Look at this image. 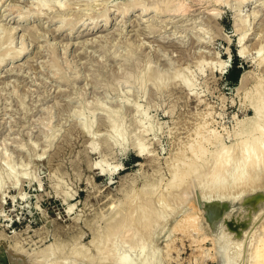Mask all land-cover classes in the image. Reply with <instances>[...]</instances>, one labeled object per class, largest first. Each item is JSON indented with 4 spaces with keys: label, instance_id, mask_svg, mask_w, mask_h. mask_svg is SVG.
Segmentation results:
<instances>
[{
    "label": "rangeland",
    "instance_id": "rangeland-1",
    "mask_svg": "<svg viewBox=\"0 0 264 264\" xmlns=\"http://www.w3.org/2000/svg\"><path fill=\"white\" fill-rule=\"evenodd\" d=\"M44 1L0 0V60L8 58L0 65V264H15L16 257L17 264L35 258L43 264H117L124 255L133 264H249L243 253L251 245V219L244 204L254 189L221 195L234 215L219 236L207 230L203 208L197 226L186 230L177 222L191 213L189 197L181 196L194 184L191 172L212 162L218 142L242 148L248 120L264 104V0H185L186 11L160 15L143 13L158 0H141L125 19L116 7L131 0H53L65 5L62 10L41 6ZM19 51L21 58L11 59ZM234 56L242 71L236 84L226 79ZM219 62H228L225 69ZM147 71L158 75L148 79ZM180 75L190 78L193 90ZM114 121L129 134L124 140L111 130ZM137 139L149 150L143 156ZM193 189L200 200L199 188ZM123 215L133 221L124 230L133 235L131 244L124 231H109ZM243 222L248 227H230ZM24 253L34 256L32 262Z\"/></svg>",
    "mask_w": 264,
    "mask_h": 264
},
{
    "label": "bare ground",
    "instance_id": "bare-ground-1",
    "mask_svg": "<svg viewBox=\"0 0 264 264\" xmlns=\"http://www.w3.org/2000/svg\"><path fill=\"white\" fill-rule=\"evenodd\" d=\"M51 1H53V0H46V1H44V4H40L41 6H48L49 7V9H53V8H58V9H60V10H62L64 7H65V5H63L61 2L59 3H57V2H51ZM140 1L141 0H131V1H128V3L125 5L124 4V6L125 7H123L122 5H121V7H116V8H118V9H116L117 11H119V12H121V14L123 15V17H124V19L130 14V12L132 11V10H134V9H136V8H138L141 4H140ZM145 1V0H144ZM240 3H245V1H247V0H238ZM142 2V1H141ZM217 2H220V3H227L228 1L227 0H217ZM118 3H119V1H118ZM189 3V2H188ZM146 4V3H145ZM187 3H185V0H158V1H156L151 7H144L143 8V13H148L149 11H151L150 13H153V12H156V13H159V15L160 14H163V13H167V12H179V11H186L187 10V5H186ZM264 4V3H263ZM40 5H38L39 7H40ZM115 5V4H114ZM144 5V4H143ZM66 6H67V4H66ZM69 6V5H68ZM123 7V8H122ZM190 7V6H189ZM142 8V7H141ZM39 13V12H38ZM105 13H106V11H105ZM105 13H104V15H105ZM180 13V12H179ZM40 14V13H39ZM101 14V13H100ZM142 14V13H141ZM257 14V13H256ZM158 15V14H157ZM85 16H86V14H85ZM100 17H102L101 15H99ZM219 16V15H218ZM26 18V17H25ZM103 18V17H102ZM106 18H108V23H109V17H106ZM63 19H65V18H63ZM65 21H67V20H65ZM125 21V20H124ZM70 22V21H69ZM71 23V22H70ZM106 23H107V20H106ZM125 24H127L126 23V21H125ZM65 25V24H64ZM76 25H77V23H76ZM107 25V24H106ZM2 26V25H1ZM11 28V27H10ZM16 28H18V27H16ZM58 28V27H57ZM1 29H2V27H1ZM61 29H63V26H60L59 25V28L57 29V30H61ZM94 29V28H93ZM4 30V29H3ZM16 29L15 28H12V29H10L9 30V34H11L10 36H13V33H14V31H15ZM1 31V30H0ZM10 31H11V33H10ZM0 35H2V34H0ZM247 35L248 34H245L244 36L243 35H241V38L239 39L240 40V42H239V44L241 43V45H243L242 43H244V41H245V39H246V37H247ZM9 36V35H8ZM9 36V37H10ZM12 40V37H10L9 38V40ZM11 42V41H10ZM1 43V42H0ZM132 43V42H131ZM7 44H8V42H7ZM12 44V43H11ZM11 44H9V45H6V46H11ZM128 44V43H127ZM240 47V46H239ZM139 49V48H138ZM241 50L239 51L240 52V55L241 56H243L244 54L246 55V51H245V48H240ZM260 50V51H259ZM258 51H259V53H261L262 51H264V45L263 46H261V48L259 49ZM10 51V50H9ZM8 52V51H7ZM137 52V51H136ZM6 55V54H5ZM239 55V54H238ZM239 55V56H240ZM6 56H8V55H6ZM12 56H13V54H12ZM203 56H205V55H203ZM128 57V56H127ZM130 57H132V56H129V58ZM5 58V57H4ZM21 58V54H20V51H19V54L17 53V55H15V57H11V59H13L14 61L15 60H18V59H20ZM134 58V57H133ZM7 57L5 58V59H3L1 62H0V65L2 64H5V62L7 61ZM57 60V59H56ZM55 60V61H56ZM58 62V61H57ZM57 62H55V64L57 63ZM204 62H207V61H204ZM261 62H264V54L261 56ZM126 63V62H125ZM137 63V62H136ZM220 63V65H221V67H223V69H225V66H226V64L228 63V62H219ZM54 64V65H55ZM149 64V63H148ZM56 66H58V65H56ZM151 66V65H150ZM1 67V66H0ZM148 67V66H147ZM220 67V68H221ZM153 68V67H152ZM202 68V67H201ZM176 70H177V68H176ZM148 71H149V69H148ZM147 71V74H146V78L148 77V79H154V78H156V76L158 75V73L157 72H155V73H157V75L155 74H148L149 72ZM158 71V70H157ZM173 71V70H172ZM189 71H190V69H189ZM226 71V70H225ZM167 72H169V71H167ZM175 72V71H174ZM177 72V71H176ZM145 73H146V70H145ZM163 73H164V71H163ZM181 73H184V72H182L181 71ZM125 74V73H124ZM142 74H144V73H142ZM168 74V73H167ZM148 75V76H147ZM160 75H162L161 73H160ZM185 75V74H184ZM127 76H129L128 74H127ZM168 76V75H167ZM175 76V75H174ZM181 76V75H180ZM142 77H143V75H142ZM153 77V78H152ZM163 77H165L164 76V74H163ZM182 77V76H181ZM127 78V77H126ZM162 78V77H161ZM160 78V82H161V80L162 79H164V78H162L161 79ZM167 78V77H166ZM179 78V76L177 77V79ZM193 78V77H192ZM247 78H248V76H246V74L241 78V81H240V88H242L245 84H246V82H247ZM176 79V78H175ZM176 79V80H177ZM187 79H190L189 77H187ZM187 79H185L184 77H182V79H181V84L185 87V88H187L188 90L190 89V90H193V89H191L192 87H193V85H192V81H189V80H187ZM139 81L141 80L142 82L141 83H143V82H145L144 81V79H138ZM155 80H158V78L157 79H155ZM173 80V79H172ZM176 80H174L173 82H175ZM179 80V79H178ZM130 81V80H129ZM146 81H148V80H146ZM153 81V80H152ZM166 81V80H165ZM170 81V80H169ZM180 81V80H179ZM194 81V80H193ZM127 82V81H126ZM149 82V81H148ZM156 82V81H155ZM154 82V83H155ZM158 82V81H157ZM128 83V82H127ZM130 83V82H129ZM128 83V84H129ZM152 83V82H151ZM162 84H164V83H162ZM176 84H178V83H176ZM126 85V84H125ZM254 85V84H253ZM130 86V85H129ZM133 86V85H132ZM142 86H143V84H142ZM163 86V85H162ZM177 86V85H176ZM179 86V85H178ZM112 87V86H111ZM164 88H165V85L163 86ZM169 87V86H168ZM163 88V89H164ZM239 88V89H240ZM159 90V89H158ZM191 92V91H190ZM194 92V91H193ZM247 93V92H246ZM262 97H264V96H262ZM129 98V97H128ZM126 99V98H125ZM127 103V102H126ZM129 103V102H128ZM125 104V103H124ZM137 104V103H136ZM135 105V104H134ZM142 106V105H141ZM106 108V107H105ZM142 108V107H141ZM111 110H113V109H111ZM121 110V109H120ZM94 111V110H93ZM117 111V110H116ZM119 111V110H118ZM95 112V111H94ZM93 112V113H94ZM139 112V111H138ZM145 112V111H144ZM114 113V112H113ZM146 113V112H145ZM148 113V112H147ZM146 113V114H147ZM211 113V112H210ZM137 114V113H136ZM141 114V113H140ZM146 114H144V115H146ZM205 114V113H204ZM109 115V113L107 114V116ZM114 115L116 116L117 115V113H114ZM112 116V115H111ZM136 116H138V115H136ZM140 116V115H139ZM124 117V116H123ZM109 119L111 118V117H108ZM119 118V117H118ZM135 118V117H134ZM108 119V120H109ZM139 119V118H138ZM113 119H111V122H113L112 121ZM116 121V120H115ZM115 121H114V123H113V125H112V123H111V125H112V128L113 129H111V130H114V133H117V136H119L121 139H123L124 138V136L125 135H129V134H127V133H124V131L123 130H120V128L117 126V124L115 123ZM123 121V120H122ZM142 121H144V120H142ZM124 122V121H123ZM137 122H139V121H137ZM145 122V121H144ZM143 122V123H144ZM118 123V122H117ZM122 123V122H121ZM120 123V124H121ZM140 123H141V121H140ZM140 123H138L139 125H137L138 127L140 126ZM204 123V122H203ZM245 123V121H243V122H241V124H244ZM123 124V123H122ZM125 124V123H124ZM123 124V125H124ZM148 124V123H147ZM208 124V123H207ZM91 125V124H90ZM141 125H144V124H142L141 123ZM149 125V124H148ZM92 126V125H91ZM122 126V125H121ZM128 126V125H127ZM126 127V126H125ZM145 127V126H144ZM152 128V126H149V129H151ZM85 128H89V130H90V126L88 125V124H85ZM111 128V127H110ZM109 128V129H110ZM130 128H131V126H130ZM146 128V127H145ZM197 128V127H196ZM139 129V128H138ZM142 129H144V128H142ZM88 130V129H87ZM128 130H130V129H127V131ZM145 130V129H144ZM130 131H132V130H130ZM137 132H138V130H136ZM139 131H140V129H139ZM126 132V131H125ZM145 132V131H144ZM151 132V131H150ZM215 132V131H214ZM112 133H113V131H112ZM134 133V132H133ZM146 133H148V131L146 132ZM146 133H145V135H146ZM152 133V132H151ZM209 133V132H208ZM92 134V133H91ZM98 134V133H97ZM110 134V133H109ZM109 134H106V135H109ZM148 134H150V133H148ZM244 134L246 135V138L245 139H243V141H241V144H242V148H240L239 147V145L238 146H236V147H238V148H236V150L235 149H233L232 147H229V146H226L225 145V143H223V142H218V145H219V147H220V149H219V151L217 152V154H216V156L213 158V160H212V162L210 163V162H208V161H204V163H203V165L199 168V169H197V170H195V171H192L191 172V176L189 177L190 178V180H192V183H194L193 185L192 184H190L189 186H185L186 187V189H184L183 191H181L182 192V194H181V196H182V198H185V199H187L186 197H189L188 198V201H187V204H188V207H189V209L191 210V213L188 215L187 214V216H186V218L184 219V220H181L180 222H179V220H178V222H177V224H185L184 225V227H189V226H194V222L196 221V215L198 214V212H200L199 210H200V208L202 209L203 208V212L205 213V215L207 216V219H208V221L206 222V226H207V230L212 234V235H217L218 234V232H219V230L221 229V227H222V224L224 223V222H226L227 220V216L229 215H234V213H232V211L234 212V210L232 209L233 207H232V204L230 203V200L229 199H227V198H221V195H230V194H243V193H245V194H247L248 193V195H250L251 193H252V189H254V193L253 194H251L247 199H246V201H245V208L244 209H246L247 210V214H248V216H249V218L251 219L250 220V222H249V224L251 225V227H250V232H249V234L250 235H252L251 236V240H250V243H251V245H250V248H249V250H245L244 251V253H243V260L245 259V258H248V260H249V264H264V104L262 105V106H258V107H256V116L255 117H253V118H251V119H249L248 120V125H247V129H244ZM115 135V134H114ZM132 135V134H131ZM139 135H140V133H139ZM197 135V134H196ZM244 135V136H245ZM109 136H112L111 134L109 135ZM141 136V135H140ZM146 136H148V135H146ZM142 137H144V136H142ZM107 138V137H106ZM120 138H118L119 140H121ZM128 138H130V137H128ZM136 138H138V137H136ZM145 138V137H144ZM209 138H210V136H209ZM104 139V138H103ZM113 140L115 139V138H112ZM135 139V138H134ZM142 139V138H141ZM111 141V142H114V141ZM116 141H117V138L115 139ZM124 140V139H123ZM143 140H146V138L145 139H143ZM213 140V139H212ZM106 141V140H105ZM109 141V140H108ZM121 142H123L122 140H121ZM126 142H127V140H126ZM139 141H138V139H137V144H138V155L139 156H143L144 154H145V151H147V149H146V147L142 144L143 143V141L140 143H138ZM106 143V142H105ZM108 143V142H107ZM118 144H120L119 143V141L117 142ZM116 142H115V144H117ZM197 143V142H196ZM236 143H238V142H236ZM111 144V143H110ZM113 144V143H112ZM117 144V145H118ZM131 144V143H130ZM210 144V143H209ZM121 146V144L119 145V147ZM123 147H124V144L122 145ZM207 146V145H206ZM209 146V145H208ZM148 147V146H147ZM213 147V146H212ZM108 148H109V146H108ZM112 148V147H111ZM113 148H114V146H113ZM148 148H150V147H148ZM192 148V147H191ZM93 149V148H92ZM95 149V148H94ZM123 149H125V151H126V148H123ZM128 149V148H127ZM213 149V148H212ZM96 150H98V149H96ZM95 150V151H96ZM122 150V149H121ZM133 150V149H132ZM130 151H131V149H130ZM149 151V150H148ZM147 151V152H148ZM97 152V151H96ZM151 152V151H150ZM149 152V153H150ZM186 152V151H185ZM112 154V153H111ZM151 155H152V153H151ZM203 155V154H202ZM148 156V155H147ZM150 156V155H149ZM209 157V156H208ZM147 159V158H146ZM149 159V158H148ZM148 161V160H147ZM104 162H106V161H104ZM101 163H103V161L102 162H100V163H97V165L99 166ZM182 163V162H181ZM105 165V164H104ZM121 165V164H120ZM172 168H173V165L171 166ZM121 168V167H120ZM176 168V170H177V167H175ZM185 171V170H184ZM1 172V171H0ZM3 172V171H2ZM182 173H184V172H182ZM130 174V173H129ZM9 175H11V174H9ZM14 176H16L15 174H13ZM26 175V174H25ZM28 175V174H27ZM188 175V174H187ZM187 175H185V176H187ZM190 175V174H189ZM127 176V175H126ZM131 177V176H130ZM174 177V176H173ZM16 178V177H15ZM14 178V179H15ZM125 178V177H124ZM2 179V178H1ZM10 179V178H9ZM17 179V178H16ZM176 179V178H175ZM61 180V179H60ZM172 180V179H171ZM187 180V179H186ZM189 180V179H188ZM16 181V180H15ZM121 181H122V179H121ZM128 181V180H127ZM175 180L173 179V182H174ZM129 182V181H128ZM160 182H162V181H160ZM172 182V181H171ZM183 182V181H182ZM190 182V181H189ZM123 183V182H122ZM126 183V182H125ZM134 183V182H133ZM185 183V182H184ZM187 184V183H186ZM185 184V185H186ZM189 184V183H188ZM0 185H1V183H0ZM16 186V185H15ZM180 186V185H179ZM194 186L195 187H197V188H199V191L202 193V198L199 200L198 198H197V196H196V193L194 192ZM1 188V187H0ZM196 190V189H195ZM180 192V193H181ZM197 192V191H196ZM68 194V193H67ZM178 194V193H177ZM170 195H171V193H170ZM178 195H180V194H178ZM178 195H176L175 194V196H178ZM138 196V194L136 195V197ZM165 196V195H164ZM172 197H173V195H171ZM245 196V195H244ZM146 197V196H145ZM235 197V196H234ZM65 198V197H64ZM138 198V197H137ZM168 198V197H167ZM175 198V199H174ZM176 198L177 197H173V199L176 201ZM179 198V197H178ZM177 198V199H178ZM136 199V198H135ZM146 199V198H145ZM159 199H160V197H159ZM161 199H163V197L161 198ZM160 199V200H161ZM166 199V198H165ZM165 199H163L164 200V202L165 203H167L166 201H165ZM169 199V198H168ZM167 199V200H168ZM170 199H171V197H170ZM138 200H139V198H138ZM138 200H137V202H138ZM159 200V201H160ZM174 200L172 201V199H171V202H174ZM179 200H181V197H180V199ZM179 200H177V201H179ZM182 201H185L184 199H182L181 201H180V203L182 202ZM233 201V200H232ZM139 202H140V200H139ZM147 202V201H146ZM163 201L161 202V203H163V204H165ZM159 204V205H163V204ZM177 203V202H176ZM146 204V203H145ZM151 204H153V200H152V203ZM171 204V203H170ZM175 204V203H174ZM182 204V203H181ZM147 205H149V204H147ZM137 206H140V205H137ZM143 206V205H142ZM154 206V205H153ZM164 206V205H163ZM162 206V207H163ZM167 206V205H166ZM184 206H185V204H184ZM202 206V207H201ZM73 207V206H72ZM141 207V206H140ZM146 207V206H145ZM159 207H161V206H159ZM171 207H172V205H171ZM71 208V207H70ZM156 208V207H155ZM166 208V207H165ZM153 209V208H152ZM157 209V208H156ZM156 209H154L153 211L155 212V210ZM163 209V208H162ZM139 210V209H138ZM143 210V209H142ZM171 210V209H170ZM174 210V209H173ZM237 210V209H236ZM135 211V210H134ZM133 211V212H134ZM156 211H158V210H156ZM160 211V210H159ZM133 212H131V213H133ZM162 212V211H161ZM161 212H159L160 214H161ZM170 213H171V211H169ZM189 212V211H188ZM202 212V213H203ZM173 213V212H172ZM120 214V213H119ZM133 214H135V213H133ZM159 214V215H160ZM166 214V215H165ZM165 214L164 215H162L163 216V220H164V218H166V217H164V216H167L168 214H167V212L165 211ZM132 215V214H131ZM130 215V216H131ZM156 215V214H155ZM158 215V214H157ZM204 215V216H205ZM127 216V215H126ZM124 217V215L122 216V217H124L125 219H122L121 217H116L115 219H114V221H112V224H111V226H110V224H109V226H110V229H109V231H111L112 232V235L113 236H115V235H120L119 233L121 232V231H124L125 230V228L127 229V226H128V222L130 221H126L127 219L126 218H128V217ZM135 216V215H134ZM144 216H146V214L144 215ZM152 216L153 215H151L150 216V218L152 219ZM162 216H160V217H162ZM176 216V215H175ZM175 216H173V217H175ZM133 217V216H132ZM147 217H148V215H147ZM156 217V216H155ZM159 217V216H158ZM158 217H157V219H158ZM159 217V218H160ZM199 217H201V215L199 216ZM145 218V217H144ZM143 218V219H144ZM168 218V217H167ZM176 218V217H175ZM205 218V217H204ZM128 219H130V217L128 218ZM133 219V218H132ZM137 219V218H136ZM148 219L149 218H145V220L146 221H148ZM155 220H156V218H154ZM206 218H205V220H207ZM229 219V218H228ZM134 220V219H133ZM138 220V219H137ZM142 220V219H141ZM160 219H158V221H159ZM166 220V219H165ZM173 220V219H172ZM261 220V221H260ZM152 221H154V220H152ZM170 221V220H169ZM168 221V222H169ZM200 221H201V219H200ZM260 221V222H259ZM130 222H133V221H130ZM129 222V223H130ZM138 222V221H137ZM140 222V221H139ZM155 222H157V221H155ZM154 222V223H155ZM167 222V223H168ZM171 222V221H170ZM259 222V223H258ZM127 223V224H126ZM158 223V222H157ZM176 223V222H175ZM235 223V222H234ZM234 223H232L233 225H234ZM258 223V224H257ZM131 224V223H130ZM129 224V225H130ZM141 224H142V222H141ZM150 224H152V223H150ZM230 224V223H229ZM232 224H230V227L232 228V229H244V228H246V227H248V225L249 224H247L246 222H243V224L241 225V228H237L238 226H232ZM257 224V226H256V230H253L254 229V227H255V225ZM132 225V224H131ZM134 225V224H133ZM224 225V224H223ZM240 225V224H239ZM180 226V225H179ZM195 226H197L196 224H195ZM129 227V226H128ZM178 227V226H177ZM188 227H187V229L186 230H188ZM236 227V228H235ZM132 228V227H131ZM130 228V229H131ZM196 228H198V227H196ZM200 228V227H199ZM251 228H253V229H251ZM174 229H175V225H174ZM182 230H184V228H181ZM203 228H201V230H202ZM227 229H228V227H227ZM138 230V229H137ZM148 230H150V229H148ZM173 230V229H172ZM176 230H179V228H177ZM201 230H199V231H201ZM226 230V229H225ZM108 230H106L105 232H107ZM174 231V230H173ZM180 231V230H179ZM110 232V233H111ZM127 234L125 233V231H124V233H125V235L123 234V236L122 237H124L127 241H128V243L130 242V244L133 242V240H134V238H133V235H132V237L131 238H129L128 236H126V235H129V233H130V230L128 229L127 231ZM133 232V231H132ZM135 232V231H134ZM133 232V233H134ZM204 232V231H203ZM224 232V231H223ZM138 233V232H137ZM142 233V232H141ZM186 233V232H185ZM98 234V233H97ZM136 234V233H135ZM170 234H172V233H170ZM220 234V233H219ZM101 235H103V233L101 234ZM104 236H106V234L104 235ZM135 236V235H134ZM138 236V235H137ZM140 236V235H139ZM139 236H138V238H139ZM168 236V235H167ZM206 236V235H205ZM217 236H219V235H217ZM222 236V235H221ZM107 237H109V236H107ZM119 237V236H118ZM169 237H170V235H169ZM208 237V236H207ZM210 237V236H209ZM112 238V237H111ZM117 238V237H116ZM116 238H115V240H116ZM124 238L122 239V240H124ZM135 238H136V236H135ZM192 238V237H191ZM223 238V237H222ZM97 239V238H96ZM121 239V238H120ZM195 239V238H194ZM207 239H209V238H207ZM211 239V238H210ZM220 239V238H219ZM98 240V239H97ZM97 240H96V242H97ZM100 240H101V237H100ZM103 240L105 241V238L103 237ZM109 240H110V238H109ZM114 240V239H113ZM174 241H175V238L173 239ZM177 240V239H176ZM222 240V239H221ZM95 241V240H94ZM104 241H102L103 243H104ZM107 241V240H106ZM118 240H116V242H117ZM125 241V240H124ZM171 241V240H170ZM199 241V240H198ZM205 241H207V240H205ZM205 241L202 239V244H203V242L205 243ZM100 242V241H99ZM113 242V241H112ZM172 242V241H171ZM195 242V241H194ZM214 242V241H213ZM139 243V242H138ZM144 243V242H143ZM168 243V242H167ZM175 243V242H174ZM200 243V244H201ZM215 243V242H214ZM93 244H94V242H93ZM102 244V243H101ZM122 244H123V242H122ZM135 244H136V242H135ZM134 244V245H135ZM197 244V243H196ZM199 244V243H198ZM199 244V245H200ZM117 245V244H116ZM120 245V244H119ZM168 246H169V244H167ZM234 245V244H233ZM246 245H247V243H246ZM103 246V245H102ZM131 246H133V245H131ZM17 247V246H16ZM16 247H14V249H16ZM107 247V246H106ZM105 247V248H106ZM112 247V246H111ZM130 247V246H129ZM200 247H201V245H200ZM199 247V248H200ZM212 247V246H211ZM210 247V248H211ZM120 248V247H119ZM199 248H197L198 250H199ZM46 249V248H45ZM51 249V248H50ZM112 249V248H111ZM121 249V248H120ZM120 249L119 250H117V252L116 253H119V252H121L120 251ZM169 249V248H168ZM178 249V248H177ZM201 249V248H200ZM208 249V248H207ZM206 249V250H207ZM22 250V249H21ZM20 250V251H21ZM56 250H58V249H56ZM129 250H131V249H129ZM203 250V248L201 249V251ZM99 251H100V249H99ZM119 251V252H118ZM167 251V250H166ZM166 251H164L165 253H166ZM174 251V250H173ZM16 252H19V251H16ZM22 252V251H21ZM20 253V252H19ZM27 253V252H26ZM123 253V252H122ZM129 253V252H128ZM164 253V254H165ZM205 253V252H204ZM23 254V253H22ZM49 254V253H48ZM48 254L46 255V256H48ZM52 254V253H51ZM77 254H78V252H77ZM77 254H75V255H77ZM111 254V253H110ZM120 254V253H119ZM131 254V253H130ZM214 254V253H213ZM239 254V253H238ZM53 255V254H52ZM112 255V254H111ZM126 255H128V254H126ZM208 255V254H207ZM210 255V254H209ZM24 256H27V254L25 255V253H24ZM44 256H45V254H44ZM43 256V257H44ZM78 256V255H77ZM122 256V255H121ZM167 256V255H166ZM201 257H202V255H200ZM20 258H19V263H20V259H21V257L22 256H19ZM28 258H30L29 260H27V261H30V262H32L31 260H33V258H34V256H33V258H31L32 256H30V254H28V256H27ZM52 257V256H51ZM54 257V256H53ZM102 257V256H101ZM106 257V256H105ZM125 255L123 256V257H119L118 259H116V262H117V264H130L131 263V261H130V263H129V261L127 262L126 260H125ZM216 257V256H215ZM231 257V256H230ZM234 257V256H233ZM12 258H14V257H12ZM26 258V257H25ZM27 258V259H28ZM167 258H168V256H167ZM18 259V257H16V258H14V261L16 262L15 264H17V260ZM23 260H24V258H22ZM36 260H34V262L36 261H38L37 263H35V264H43L44 263V259H37V258H35ZM90 259V258H89ZM92 259V258H91ZM95 259V258H94ZM97 259V258H96ZM112 259V258H111ZM128 259V258H127ZM130 259V258H129ZM213 259H214V257H213ZM48 260H49V258H48ZM162 260V259H161ZM165 260V259H164ZM167 260V259H166ZM211 260H212V258H211ZM216 260H217V258H216ZM246 260V259H245ZM244 260V261H245ZM12 261H13V259L11 260V263H12ZM59 261V260H58ZM171 261H172V259H171ZM215 261V260H214ZM21 262H24V261H21ZM29 262V263H30ZM34 262H32V264L34 263ZM55 262V261H54ZM80 262V261H79ZM170 262V261H169ZM226 262V261H225ZM246 262V261H245ZM28 263V262H27ZM135 263V262H134ZM230 263V262H229ZM233 263V262H232ZM231 263V264H232ZM14 264V263H13ZM31 264V263H30ZM49 264H51L50 262H49ZM92 264V263H91ZM132 264H133V261H132ZM168 264V263H167ZM226 264V263H225Z\"/></svg>",
    "mask_w": 264,
    "mask_h": 264
},
{
    "label": "trees",
    "instance_id": "trees-1",
    "mask_svg": "<svg viewBox=\"0 0 264 264\" xmlns=\"http://www.w3.org/2000/svg\"><path fill=\"white\" fill-rule=\"evenodd\" d=\"M240 60L234 56V62L232 68L228 70L226 74V79L233 84H236L239 81L241 75V68L239 67Z\"/></svg>",
    "mask_w": 264,
    "mask_h": 264
}]
</instances>
